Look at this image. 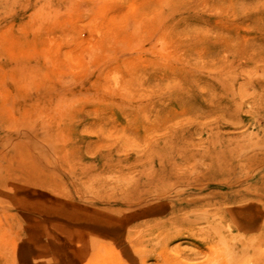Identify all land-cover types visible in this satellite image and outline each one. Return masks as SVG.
I'll list each match as a JSON object with an SVG mask.
<instances>
[{
  "label": "rangeland",
  "instance_id": "1",
  "mask_svg": "<svg viewBox=\"0 0 264 264\" xmlns=\"http://www.w3.org/2000/svg\"><path fill=\"white\" fill-rule=\"evenodd\" d=\"M0 264H264V0H0Z\"/></svg>",
  "mask_w": 264,
  "mask_h": 264
}]
</instances>
